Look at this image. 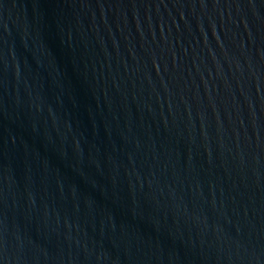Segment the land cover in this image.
Masks as SVG:
<instances>
[{
  "label": "water",
  "instance_id": "water-1",
  "mask_svg": "<svg viewBox=\"0 0 264 264\" xmlns=\"http://www.w3.org/2000/svg\"><path fill=\"white\" fill-rule=\"evenodd\" d=\"M0 264H264V0H0Z\"/></svg>",
  "mask_w": 264,
  "mask_h": 264
}]
</instances>
